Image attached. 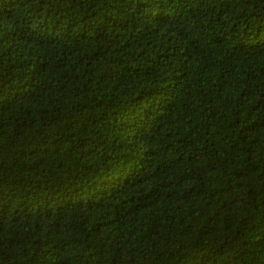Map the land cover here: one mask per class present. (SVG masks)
<instances>
[{"label": "trees", "instance_id": "trees-1", "mask_svg": "<svg viewBox=\"0 0 264 264\" xmlns=\"http://www.w3.org/2000/svg\"><path fill=\"white\" fill-rule=\"evenodd\" d=\"M0 264H264V0H0Z\"/></svg>", "mask_w": 264, "mask_h": 264}]
</instances>
